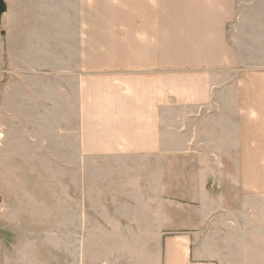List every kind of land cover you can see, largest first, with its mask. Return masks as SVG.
I'll return each mask as SVG.
<instances>
[{
    "label": "crops",
    "instance_id": "obj_1",
    "mask_svg": "<svg viewBox=\"0 0 264 264\" xmlns=\"http://www.w3.org/2000/svg\"><path fill=\"white\" fill-rule=\"evenodd\" d=\"M4 1L0 264H264V0Z\"/></svg>",
    "mask_w": 264,
    "mask_h": 264
},
{
    "label": "rangeland",
    "instance_id": "obj_2",
    "mask_svg": "<svg viewBox=\"0 0 264 264\" xmlns=\"http://www.w3.org/2000/svg\"><path fill=\"white\" fill-rule=\"evenodd\" d=\"M31 2H32V7H34V1H32V0H30ZM38 1V0H37ZM92 4V8H94V6H96V8H97V6H98V4L97 3H91ZM3 15H0V47H1V43H2V38H3ZM35 21V19L34 18H31V19H27V24L26 25H28L29 23H31V22H34ZM29 22V23H28ZM3 59L4 58V55H3V52H2V54H1V50H0V59ZM1 68H4V66L3 67H0V69ZM188 148H195V147H188ZM198 148V149H197ZM196 149H194L193 151H190L191 153H209L210 151H209V146H201V147H197ZM187 150H189V149H187ZM188 165H190V164H192V163H187ZM190 173H194L193 171H192V169H190V170H188V176H189V174Z\"/></svg>",
    "mask_w": 264,
    "mask_h": 264
},
{
    "label": "water",
    "instance_id": "obj_3",
    "mask_svg": "<svg viewBox=\"0 0 264 264\" xmlns=\"http://www.w3.org/2000/svg\"><path fill=\"white\" fill-rule=\"evenodd\" d=\"M6 11V4L4 0H0V15Z\"/></svg>",
    "mask_w": 264,
    "mask_h": 264
}]
</instances>
